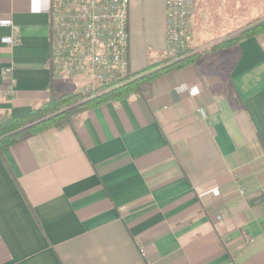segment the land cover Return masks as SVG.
Masks as SVG:
<instances>
[{
    "label": "crops",
    "instance_id": "crops-1",
    "mask_svg": "<svg viewBox=\"0 0 264 264\" xmlns=\"http://www.w3.org/2000/svg\"><path fill=\"white\" fill-rule=\"evenodd\" d=\"M61 1L0 0V116L48 98ZM261 18L264 0H195L188 50ZM128 23L132 72L167 57L164 0H130ZM0 264H264V38L4 149Z\"/></svg>",
    "mask_w": 264,
    "mask_h": 264
},
{
    "label": "built area",
    "instance_id": "built-area-1",
    "mask_svg": "<svg viewBox=\"0 0 264 264\" xmlns=\"http://www.w3.org/2000/svg\"><path fill=\"white\" fill-rule=\"evenodd\" d=\"M194 6L195 0H164L167 57L186 56ZM129 8L130 0H64L53 4L48 58L52 79L56 83L81 80L85 86L79 92L86 94L99 86L125 83L132 73ZM188 93L197 94L195 88ZM197 112L203 119L208 116L204 108Z\"/></svg>",
    "mask_w": 264,
    "mask_h": 264
},
{
    "label": "trees",
    "instance_id": "trees-1",
    "mask_svg": "<svg viewBox=\"0 0 264 264\" xmlns=\"http://www.w3.org/2000/svg\"><path fill=\"white\" fill-rule=\"evenodd\" d=\"M251 38H264V18L246 24L238 32L217 41L208 49L198 53L187 50L186 56L182 59L165 57L148 64L138 72H132L125 83L118 86H99L91 94L63 93L58 90L51 76L46 100L23 116H0V155L4 149L47 130L60 131L68 128L76 133L77 123L86 112L108 103L117 105L130 98H144L152 82L170 70H181L196 63L203 55L231 49ZM261 198L255 197L250 200V204L259 203Z\"/></svg>",
    "mask_w": 264,
    "mask_h": 264
},
{
    "label": "rangeland",
    "instance_id": "rangeland-1",
    "mask_svg": "<svg viewBox=\"0 0 264 264\" xmlns=\"http://www.w3.org/2000/svg\"><path fill=\"white\" fill-rule=\"evenodd\" d=\"M144 40V39H143ZM145 42V41H144ZM150 49L148 50V52ZM158 58H162V54L159 55ZM85 84H83V81L81 80H76V83H64V82H58V87L60 89L62 88H70L69 91H79L82 88H84Z\"/></svg>",
    "mask_w": 264,
    "mask_h": 264
}]
</instances>
